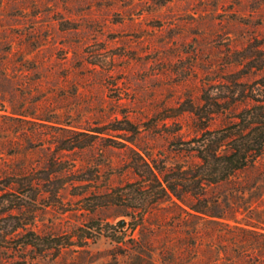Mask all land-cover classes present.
Masks as SVG:
<instances>
[{"label":"rangeland","instance_id":"1","mask_svg":"<svg viewBox=\"0 0 264 264\" xmlns=\"http://www.w3.org/2000/svg\"><path fill=\"white\" fill-rule=\"evenodd\" d=\"M259 104L264 0H0V264H264V153L136 229L102 199Z\"/></svg>","mask_w":264,"mask_h":264},{"label":"trees","instance_id":"2","mask_svg":"<svg viewBox=\"0 0 264 264\" xmlns=\"http://www.w3.org/2000/svg\"><path fill=\"white\" fill-rule=\"evenodd\" d=\"M187 144V150L194 152L200 160L198 164L185 170L177 168L173 172L163 171L151 166L136 153L143 166L142 171L134 168L139 180L115 187L102 197L106 199L104 203L132 210L133 213L127 216L130 218L131 228L136 229L144 223L149 207L164 198L173 197L184 202V198L189 195L201 200L199 198L204 196L207 186L226 181L264 153V105L246 109L232 125L216 131H206L201 137ZM35 193L38 196V191ZM21 206L15 209L21 210ZM187 208L193 215L203 214L206 210H201L196 205H187ZM29 237L31 239L23 244L26 248L39 245L44 249L53 248L52 246L63 247L62 243H55V238L41 239L33 233ZM89 238L85 235L86 240ZM0 239L5 237L0 236Z\"/></svg>","mask_w":264,"mask_h":264}]
</instances>
